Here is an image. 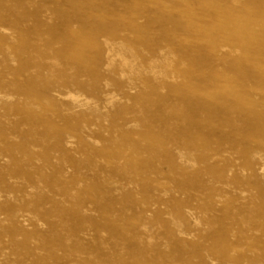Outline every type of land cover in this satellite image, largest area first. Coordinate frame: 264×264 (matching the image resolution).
<instances>
[{
    "label": "rangeland",
    "instance_id": "1",
    "mask_svg": "<svg viewBox=\"0 0 264 264\" xmlns=\"http://www.w3.org/2000/svg\"><path fill=\"white\" fill-rule=\"evenodd\" d=\"M263 169L264 0H0V264H264Z\"/></svg>",
    "mask_w": 264,
    "mask_h": 264
},
{
    "label": "bare ground",
    "instance_id": "2",
    "mask_svg": "<svg viewBox=\"0 0 264 264\" xmlns=\"http://www.w3.org/2000/svg\"><path fill=\"white\" fill-rule=\"evenodd\" d=\"M108 56V55H107ZM126 66H128V62H126V64H125ZM70 95L67 97V98H69V99H73L74 100V102L75 101H78L79 102V98L80 97H78V95H76V94H72V93H69ZM78 102H75V103H78ZM88 105V104H87ZM231 158V157H230ZM264 171V169L261 171V172H263ZM231 175V174H230ZM238 239V238H237Z\"/></svg>",
    "mask_w": 264,
    "mask_h": 264
}]
</instances>
